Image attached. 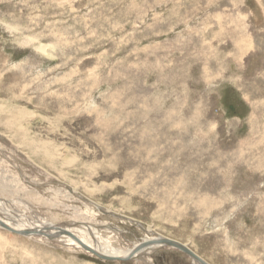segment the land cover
Wrapping results in <instances>:
<instances>
[{"label":"rangeland","instance_id":"rangeland-1","mask_svg":"<svg viewBox=\"0 0 264 264\" xmlns=\"http://www.w3.org/2000/svg\"><path fill=\"white\" fill-rule=\"evenodd\" d=\"M0 204L105 248L264 264V0H0ZM146 249L0 227V264H196Z\"/></svg>","mask_w":264,"mask_h":264},{"label":"bare ground","instance_id":"bare-ground-1","mask_svg":"<svg viewBox=\"0 0 264 264\" xmlns=\"http://www.w3.org/2000/svg\"><path fill=\"white\" fill-rule=\"evenodd\" d=\"M0 206L3 208L4 205L0 204ZM2 214L4 216L3 218H2ZM0 215H1L0 220L2 222H4V224H6L7 226H9L10 228H12L16 231H20V232L24 231V230L41 231L40 233H43L44 236L39 235L40 237L47 238L48 240H50V238H52L53 242H55V241L60 242L64 246L67 245V246H70V247H73L76 249H84L86 252H88L94 256H96V255L93 253L96 252V253H99L101 255L110 256V258L114 259V260H106V261H127V259H128V261L132 260V259L135 260V256H137L140 252H143L144 249H146L148 247L150 248L152 246L158 247V245H154V242H155V240L159 239V237L153 238L151 240H145L147 242L152 241V243H149L148 245H143V242H142V243L137 244L135 247L130 248L128 250L115 249L112 246L111 247L109 246V248H105V247H102L100 245V240L96 239L93 231H90L88 228H86V229L85 228H75V229H68V228L63 229L62 228V230H66V232H67L66 234H62V231H59V228H61L60 226H56L53 224H44V225L32 226V225H29L26 221H22V219H20L21 224H22V228H21L20 225H18V224L13 225L14 224L13 220L15 218L14 215H16L14 210H12L8 207L4 211L0 210ZM76 229L77 230L80 229V230H83L86 233H88L89 239L86 238L85 236L76 235V233H78L80 231H73V233H71V230H76ZM61 236L64 237L65 239H66V236L72 238L71 241L73 243L66 241L64 238L61 239L60 238ZM160 238H162V237H160ZM139 255H141V254H139ZM96 257H98V256H96ZM194 262L196 264H199L196 261H194Z\"/></svg>","mask_w":264,"mask_h":264},{"label":"water","instance_id":"water-1","mask_svg":"<svg viewBox=\"0 0 264 264\" xmlns=\"http://www.w3.org/2000/svg\"><path fill=\"white\" fill-rule=\"evenodd\" d=\"M88 203L90 205L94 206L95 208H97L99 211L103 212L104 214H107V212L103 211L100 207H98L94 203H92L90 201ZM69 226H71V225H69ZM0 227L5 229V230H8V231H10V232H12L14 234H18V235H21V236H29V237L30 236H39V235L44 236L43 233H40L41 231H31V230H24V231H21V232L20 231H16V230L10 228L9 226H7L6 224H4V222H2L1 220H0ZM63 229H65V228H63ZM59 231H62V234H66L67 233L66 230H62V227L59 228ZM50 240L53 241L52 238H50ZM149 243H152V241H149V242H147L145 240L143 241V245H148ZM154 245H158L159 247H169V248L177 249V250L185 253L187 256H189V258H191V260H194V261L198 262L199 264H208L202 258H200L196 253H194L190 248H188L184 244L179 243L178 241H174V240H170V239L160 238L159 237V239L155 240ZM93 254H95L96 256H98L100 259H103V260H114L113 258H110V256L101 255V254L96 253V252H94Z\"/></svg>","mask_w":264,"mask_h":264}]
</instances>
